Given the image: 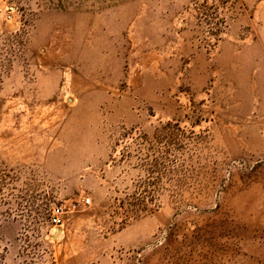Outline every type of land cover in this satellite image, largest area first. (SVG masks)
<instances>
[{
    "label": "rangeland",
    "instance_id": "rangeland-1",
    "mask_svg": "<svg viewBox=\"0 0 264 264\" xmlns=\"http://www.w3.org/2000/svg\"><path fill=\"white\" fill-rule=\"evenodd\" d=\"M0 264H264V0H0Z\"/></svg>",
    "mask_w": 264,
    "mask_h": 264
},
{
    "label": "built area",
    "instance_id": "built-area-1",
    "mask_svg": "<svg viewBox=\"0 0 264 264\" xmlns=\"http://www.w3.org/2000/svg\"><path fill=\"white\" fill-rule=\"evenodd\" d=\"M61 213H62L61 207H56L51 217V222L53 224H58L60 222Z\"/></svg>",
    "mask_w": 264,
    "mask_h": 264
}]
</instances>
